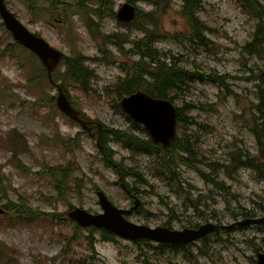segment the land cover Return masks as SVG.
I'll return each instance as SVG.
<instances>
[{"label": "rangeland", "instance_id": "rangeland-1", "mask_svg": "<svg viewBox=\"0 0 264 264\" xmlns=\"http://www.w3.org/2000/svg\"><path fill=\"white\" fill-rule=\"evenodd\" d=\"M6 1L31 32L65 57L79 52L87 59L95 77L92 90L84 93L67 81L65 84L70 87V100L86 119L106 129L128 132L141 142L150 140L146 129L123 112L114 88L126 77L124 69L130 61L120 53L118 43L129 41L125 47L128 54L134 43L145 37L143 32L121 25L116 18L96 20L90 30L78 14L65 22L48 14L49 0H37L33 12L21 0ZM155 1L114 0V12L127 3L145 16L154 12L157 26L148 30L159 33L155 48L162 55L175 57L177 70L201 78L221 76L225 81H189L182 76L176 106L189 105L193 110L184 116L178 138L182 144L190 141L197 153V158H191L195 168L181 164L168 173L164 165L169 168V164L162 161L164 153L151 155L110 135L102 139L100 150L98 137L93 138L57 106L35 105L36 95L45 102L58 97L49 81L37 79L36 71L44 68L40 60L29 51L17 50L16 56L4 53L0 57V85L6 82L15 88L12 103L0 104V209L8 201L24 199L36 215L0 216V264H257L258 253H264V228L231 227L264 217V178L246 168L234 169L240 159L245 160V154L260 157L254 130L264 119V57L246 52L258 22L235 0H202L200 19L206 30L204 26L201 29L206 40L200 45L192 40L180 16V0H172L167 11L157 8ZM145 20L142 18L138 26ZM9 34L0 27L3 51L15 43ZM27 74L35 80L31 90L24 87ZM58 137L68 144H57ZM21 147H25L23 153L19 152ZM180 155L188 158L184 152ZM209 164L224 165L217 180L220 185L208 183L216 176L206 167ZM59 166L73 171L70 204L57 200L44 173L45 168ZM119 172L131 174L124 182L140 200L137 211L129 216L133 223L183 230L212 222L220 230L175 251L153 242L79 230L69 213L76 208L102 213L99 191L117 207L133 211L136 199L123 188Z\"/></svg>", "mask_w": 264, "mask_h": 264}, {"label": "trees", "instance_id": "trees-1", "mask_svg": "<svg viewBox=\"0 0 264 264\" xmlns=\"http://www.w3.org/2000/svg\"><path fill=\"white\" fill-rule=\"evenodd\" d=\"M24 2L31 12H33L34 8L38 7L37 0H21ZM172 0H156V7L160 8L164 11H167L171 6ZM183 5L180 10V16L185 20L186 26L189 29L192 40L196 41L200 45L204 44L206 40L203 35V31L201 29L204 24L201 22V11L203 9L202 0H180ZM241 6V8L249 13L257 22L258 26L256 28L255 34L253 36V42L246 47V52L251 56L256 57H264V0H235ZM50 6L48 10L51 14L55 15L57 18L65 19L66 21H71V17L74 14H78L87 24V28L91 29V24L96 20L106 19V18H116V14L114 12L115 3L114 0H75V2L70 3L66 0H49ZM38 11H41V6ZM146 17L145 24L143 26H138L140 20ZM157 17L158 15L153 13H148L146 16L139 11L136 20L130 25H123L125 27H129L131 29H136L144 33L145 37L140 41L134 43V47L128 54H125V47L128 45V40L120 41L117 45L120 53L129 56L130 60L127 63L126 69H124L126 77L121 79L118 84L114 86L116 88L115 93L117 94V99L121 100L126 96L135 94L137 92H145L146 94L160 99H167L174 103L179 101L177 93L182 85V76H184L189 81L201 80L208 81L215 84L223 83V78L221 76H207L205 78H201L194 73L180 72L177 70V62L175 57H169L168 55H162L160 51L155 48V43L159 37V33L157 30L149 31V28L157 26ZM67 19V20H66ZM122 25V24H121ZM0 27H4L3 24ZM206 30V27L204 26ZM10 37H12L9 34ZM116 36V35H115ZM117 37L120 36L117 35ZM108 41V37H105ZM17 50H22L26 52V50L21 47L18 43H14L7 47L6 50H2V45L0 44V57L4 53H9L11 55H15ZM16 56V55H15ZM138 57V61H134L133 57ZM25 69L26 66L22 65ZM64 69V72L62 71ZM42 71H36L38 81L42 79H46L52 85L48 78L47 71L43 68ZM26 83L24 87L31 90L33 83L35 80L31 77L30 74H27ZM54 82L58 83L60 81L62 83V88L68 95L69 86L65 85L66 81L69 84L75 85L79 88V91L84 93H89L92 90V81L93 72L87 66V59L79 52L74 53L71 57H66L63 64H61L60 68L54 72L53 74ZM198 78V79H197ZM15 86L13 84H5L0 85V104L7 103L11 104L13 99V91ZM69 97V96H68ZM37 100L35 101V105H49L52 109L56 108V99H41V96L36 95ZM70 99V98H69ZM74 107L77 108V105L72 102ZM262 108L264 112V97L262 102ZM78 110V108H77ZM193 108L189 105H186L184 108H178L179 112V123L182 124L185 119L184 116L191 112ZM254 134L256 136V141L259 148V158H253L247 154V157H243L244 159H240L239 165H235L234 169L246 168L252 170L259 174L260 177L264 178V119L262 126H259L254 130ZM107 135L115 137L117 142H126L131 148L138 147L140 150L145 151L151 155H160L164 153V158L162 161H167L169 164V168H167L164 164L165 169L168 173L171 172L173 167H178L179 165H188L194 166L191 163V158H197V153L195 152L193 146L190 141H186L185 144H182L179 138L173 144V147L170 150H164L159 146L153 144V142L148 140L147 142H141V140H136L132 135L128 132H119L115 130H110L104 128L103 132V141ZM57 144L67 145L68 143L61 140L58 137ZM27 146V145H25ZM103 147V145H102ZM25 147H21L20 153L24 152ZM19 152L16 156L19 155ZM180 152H184L188 158H184L180 155ZM160 159V158H159ZM161 161V160H160ZM235 164V159L233 160ZM209 169H212L216 176H212V181H208V183H212L214 185H220L218 183V177L220 178L221 169H223L224 165L219 164H209ZM195 168V166H194ZM229 169V168H227ZM198 171V170H197ZM45 175L50 178L51 183L55 189L57 200L60 202H64L65 204H70V195L72 193V188L70 186L69 180L73 175V171L69 166L63 167L59 166L56 168H45ZM120 177L124 180L131 178V174H124L119 172ZM135 177H138L136 174H132ZM204 178L210 179L211 177L203 174ZM2 186V184H1ZM6 213L10 215H15L19 217H28L32 218L33 215H36V211L28 205V202L24 199L18 201H8L4 208ZM51 217L54 214L50 215ZM249 214L246 215L248 217ZM60 218H65V216H60ZM79 227V226H78ZM81 230V228H78ZM93 233L94 229H89ZM102 233H107L103 231ZM161 247H169L173 249V251L178 250L182 247L177 246H161Z\"/></svg>", "mask_w": 264, "mask_h": 264}, {"label": "water", "instance_id": "water-1", "mask_svg": "<svg viewBox=\"0 0 264 264\" xmlns=\"http://www.w3.org/2000/svg\"><path fill=\"white\" fill-rule=\"evenodd\" d=\"M0 16L15 40L40 58L48 70L51 82H53L52 73L62 63L64 55L51 47L45 40L31 33L9 10L6 0H0ZM136 16V8L131 4H126L118 13L117 18L120 22L129 24L136 19ZM57 89L59 91L57 105L60 111L70 119L80 123L84 129H88L90 123L80 118L81 113L72 106L59 85H57ZM120 106L137 124L146 128L155 144L162 145L165 149L173 146L177 137L178 126V111L173 103L139 92L124 98L120 102ZM101 129L102 127L99 125V130ZM98 196L103 209L102 214L95 215L77 208L69 213V218L85 229L97 228L134 241L146 240L166 245H188L203 239L216 230V226L213 224L204 225L196 230L186 229L183 231L137 225L128 221L126 219L128 212L118 209L104 193L100 192ZM4 214V210L0 209V215ZM255 224H264V219L246 220L239 223L240 226ZM259 258L258 264H264V255H260Z\"/></svg>", "mask_w": 264, "mask_h": 264}, {"label": "flooded vegetation", "instance_id": "flooded-vegetation-1", "mask_svg": "<svg viewBox=\"0 0 264 264\" xmlns=\"http://www.w3.org/2000/svg\"><path fill=\"white\" fill-rule=\"evenodd\" d=\"M92 127V126H91ZM91 136L94 138L95 136H98V134H94V131H93V128H92V130H91ZM126 189V188H125ZM128 193V195H130L132 198H134V199H136V202H137V200H138V198H136L134 195H132L129 191L127 192ZM138 203H139V201H138ZM140 204V203H139ZM210 223H212V222H210ZM219 226H218V228H217V230H216V232L215 233H217L218 231H219ZM262 254H264V253H258V261H257V263L259 262V260H260V255H262Z\"/></svg>", "mask_w": 264, "mask_h": 264}]
</instances>
